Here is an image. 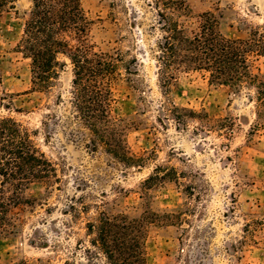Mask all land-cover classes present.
<instances>
[{
	"label": "rangeland",
	"instance_id": "1",
	"mask_svg": "<svg viewBox=\"0 0 264 264\" xmlns=\"http://www.w3.org/2000/svg\"><path fill=\"white\" fill-rule=\"evenodd\" d=\"M151 1L80 0L92 20L89 42L121 54L131 69L120 66L113 94L134 166L86 146L90 133L71 102L64 55L48 87L33 84L30 59L17 51L30 0L0 13V116L29 131L58 177L1 188L18 203L5 221L14 231L0 236V264H109L88 229L101 211L150 217L146 264H264V94L211 83L203 71H181L162 87L164 31ZM185 1L191 17L175 18L192 27L211 11L228 37L264 32V0ZM249 61L264 79V56Z\"/></svg>",
	"mask_w": 264,
	"mask_h": 264
},
{
	"label": "trees",
	"instance_id": "2",
	"mask_svg": "<svg viewBox=\"0 0 264 264\" xmlns=\"http://www.w3.org/2000/svg\"><path fill=\"white\" fill-rule=\"evenodd\" d=\"M18 0H0V13L15 9ZM23 33L17 51L30 59L32 82L48 87L57 69L65 65L64 55L72 66L71 102L78 118L90 133L86 146L92 151L100 145L104 151L126 165L134 166L135 155L126 140L123 118L115 113L113 85L121 77L120 66L131 73L121 54L98 51L89 42L87 32L92 20L80 0H30ZM160 28L158 75L162 87H168L181 71L208 73L211 83L254 86L264 94V79L251 69L250 55L264 56V32L251 29L245 38H232L219 30V21L211 11L196 17L195 26L176 17L190 16L185 0H153ZM262 87V89H261ZM152 175L148 180L155 179ZM57 177L53 163L38 150L29 131L10 116H0V236L14 231L11 205L18 199L3 197L1 188L12 183L23 189L33 182ZM150 217L128 218L124 214L99 212L88 229L94 234L109 264H146L143 241ZM11 264H29L25 260Z\"/></svg>",
	"mask_w": 264,
	"mask_h": 264
}]
</instances>
